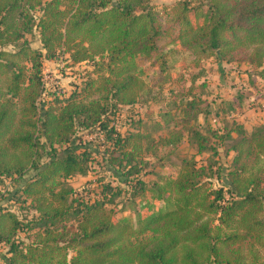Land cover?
Listing matches in <instances>:
<instances>
[{"label": "trees", "instance_id": "obj_1", "mask_svg": "<svg viewBox=\"0 0 264 264\" xmlns=\"http://www.w3.org/2000/svg\"><path fill=\"white\" fill-rule=\"evenodd\" d=\"M145 1L0 0V186L34 170L10 198L28 201L29 219L3 203L8 195L0 189L4 264H264V122L249 133L241 125L226 133L187 128L195 153L145 185L137 177L139 156L155 139L147 129L122 135L105 115L137 101L142 71L177 82L173 61L180 51L195 64L212 57L261 67L264 80V0H202L203 6L177 0L161 12ZM33 28L39 46L26 39ZM60 51L74 63L93 61L95 77L41 110L43 61ZM183 106L184 128L209 113L194 97ZM80 130L95 131L112 146L104 159L121 183L116 187L128 184L133 200L146 197V212L135 222L106 209L121 188L108 183L103 196L90 198L67 183L87 172L96 153L75 144ZM230 131L240 137L229 147L235 154L225 175L212 171L210 155L198 163L196 155L215 153L214 143L223 145Z\"/></svg>", "mask_w": 264, "mask_h": 264}, {"label": "rangeland", "instance_id": "obj_2", "mask_svg": "<svg viewBox=\"0 0 264 264\" xmlns=\"http://www.w3.org/2000/svg\"><path fill=\"white\" fill-rule=\"evenodd\" d=\"M174 1L177 0H146L145 5L161 12ZM188 4L203 6L202 0H189ZM33 13L38 16L40 11L35 10ZM25 36L32 46L40 45L35 28ZM159 43L165 45L167 50L171 48L167 39H162ZM171 56L174 55H168L169 61H171ZM173 66L177 82L154 80L149 76L146 77V73L142 71L140 77L144 86L139 92L137 101L132 104H118L110 107L105 114L109 125L116 128L122 135L137 131L143 133L147 129L155 139L154 147L149 151H146V145L143 144L139 156L143 167L137 177L145 185L157 181L161 175L166 173L170 165H176L183 156L195 153V148L190 146L187 140V128L193 126L204 133L211 129H220L226 133L232 125H241L249 133L260 124L263 118L264 80L260 76L261 67L246 63L217 61L212 57L195 64L193 55L186 51L179 52L177 59L173 61ZM94 69L93 61L74 63L63 51H60L58 56L52 60H44L42 67L44 90L39 102L41 110H44L45 105L55 103L54 98L65 101L73 89H83L87 77H95ZM190 87H192L191 92L186 96L182 105L179 104L181 97ZM193 97L198 99L199 109H207L209 113H200L195 121L184 128L178 121L186 110L183 106L185 101ZM165 119L170 120L166 126ZM239 137L237 132L230 131L223 145L214 143L215 153L196 155L198 163H204L207 155H210L211 163L215 162L212 165V171L225 175L226 169L232 167L231 160L235 154L229 147ZM160 139L164 141L160 142ZM83 143L95 149L96 153L92 155L93 160L87 172L72 176L67 183L77 192L89 195L90 198L101 197L103 196L102 190L108 183L114 187L121 184L104 159L108 156L106 152L104 153V149L108 147V153L111 155L110 151L113 148L95 131H78L75 135V144ZM113 155H117V152H113ZM42 159L45 161L47 157L44 156ZM146 159L149 161L148 166H146ZM33 173L34 170L29 171L22 181L5 179L3 185L0 186L2 195L9 196L4 199L3 203L15 210L23 220L31 217L33 211L30 204L28 201L22 202V198L19 201L10 198L19 191L22 183ZM217 179L211 177L212 183L218 184L220 181ZM116 188H121L120 194L114 196L111 202L106 201V209L111 210L112 208V214L116 218H127L135 222L138 214L146 212L141 206L146 201V197L145 199L136 197L133 200L128 184ZM24 234L26 232H19L20 237H24ZM5 255L4 245L0 244V264H4Z\"/></svg>", "mask_w": 264, "mask_h": 264}, {"label": "crops", "instance_id": "obj_3", "mask_svg": "<svg viewBox=\"0 0 264 264\" xmlns=\"http://www.w3.org/2000/svg\"><path fill=\"white\" fill-rule=\"evenodd\" d=\"M264 122V110H263V118L262 120L260 121V124Z\"/></svg>", "mask_w": 264, "mask_h": 264}]
</instances>
